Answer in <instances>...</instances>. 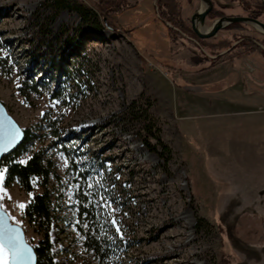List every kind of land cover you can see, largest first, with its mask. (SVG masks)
Listing matches in <instances>:
<instances>
[{
    "label": "rangeland",
    "instance_id": "1",
    "mask_svg": "<svg viewBox=\"0 0 264 264\" xmlns=\"http://www.w3.org/2000/svg\"><path fill=\"white\" fill-rule=\"evenodd\" d=\"M69 1L92 9L95 0ZM212 1L226 17L247 16L236 0ZM126 2L92 29L47 0H0V102L27 131L19 161L41 150L54 173L50 264H264V56L236 46L238 60L198 64L191 40H169L156 0ZM178 3L189 26L202 5ZM239 25L210 41L236 35L260 46L262 33ZM148 124L167 163L141 143ZM0 176L1 208L36 245L42 237L19 205L42 189L4 188Z\"/></svg>",
    "mask_w": 264,
    "mask_h": 264
},
{
    "label": "trees",
    "instance_id": "2",
    "mask_svg": "<svg viewBox=\"0 0 264 264\" xmlns=\"http://www.w3.org/2000/svg\"><path fill=\"white\" fill-rule=\"evenodd\" d=\"M47 1L50 2L55 13L61 10H69L78 17L82 25L88 26L92 29H99L102 25L106 26L109 19L113 16L132 7V4L126 2V0H95L92 9L85 7L81 3L69 0L67 2L66 0ZM236 2L240 5L241 10L247 13V17L257 20L261 18L262 23H264L263 3H251L243 0H236ZM155 5L157 15L165 24L167 36L170 41H173V37H176L179 32L182 33L183 31H188V28L183 25L179 18L180 5L178 0H156ZM220 15L221 14L218 10L213 9L208 14V18L217 19ZM98 18L100 19V22ZM240 28L239 24H230L227 26V29L237 30ZM235 41H239L240 45L244 47V51L252 48L250 53L255 52L264 56V35L261 37L260 46H257L255 42L248 39L240 40L236 35H231L230 38L219 41L218 48L230 46ZM69 50L72 55V52L76 53V50L74 49ZM34 66L35 63H27V70L30 71ZM45 68L49 69V65L47 64ZM69 74L70 73L65 66L62 70L58 71V75H61L60 80H62V82L67 81ZM62 82L56 81L57 84H62ZM57 92L58 90L55 93H51L52 98H57ZM151 129V124L143 126L141 130L145 136L141 139V143L147 151L155 154L162 160V162L167 163L168 156L164 157V154L168 155L169 149L160 140L159 136L154 134L156 130L152 133ZM27 140V131H23V138L20 145L0 160V170L3 171L2 186L6 188L10 184L16 183L25 194L31 193L34 185L42 189L40 194L31 195L22 210V218L28 226L36 229L42 237L36 245L32 246L36 257V264H50L51 258L49 257L50 246L48 244V230L53 219V209L51 196L47 186L49 179L54 176V173L51 161L45 158L41 150L31 153L23 163L19 161L24 146L28 142ZM149 140H154L155 142L151 144ZM76 201V208L78 210L77 215L80 217L88 215V211L82 207V204L85 201L83 202L78 195L76 196ZM200 220L201 219H197L196 222ZM85 240V245L94 253H97L99 248L95 241H92L88 235H86ZM220 264H227V258L222 257L220 259Z\"/></svg>",
    "mask_w": 264,
    "mask_h": 264
},
{
    "label": "water",
    "instance_id": "3",
    "mask_svg": "<svg viewBox=\"0 0 264 264\" xmlns=\"http://www.w3.org/2000/svg\"><path fill=\"white\" fill-rule=\"evenodd\" d=\"M203 8L199 12L191 15L189 19L190 30L198 40H208L215 37L218 32L230 24H246L256 28L264 35V23L257 19L245 16L220 17L216 19L207 32L204 30V21L212 9L210 0H199ZM23 138V131L14 120L8 115L4 106L0 102V160L16 149ZM0 236L13 238L19 248L29 249L30 252L24 254L20 261H13L12 264H36V257L33 247L29 245L24 237L23 229L10 222L8 215L0 206Z\"/></svg>",
    "mask_w": 264,
    "mask_h": 264
},
{
    "label": "flooded vegetation",
    "instance_id": "4",
    "mask_svg": "<svg viewBox=\"0 0 264 264\" xmlns=\"http://www.w3.org/2000/svg\"><path fill=\"white\" fill-rule=\"evenodd\" d=\"M210 1L212 3V9H211V11H212L214 9V6H213V1L212 0H210ZM229 6L231 7V5H229ZM180 12H181V10H180ZM180 12H179V14H180ZM220 14L221 15L219 16V18L220 17H226V16L223 15L222 12H220ZM207 17H208V15H207ZM232 17H235V16H232ZM245 17H247V16H245ZM181 21H182L183 25L188 28V31H183L182 33L179 32V34L176 37L177 38L179 37V39H181V40H183V39H188L189 41L191 40L196 45L197 48L196 47H194V48H196L197 51H199L201 54H199L198 57H196L195 55H193L192 58L199 59L201 62L199 61L198 64H201V63H204V62L211 63L215 59V57L218 56L219 54L225 55L226 57H229L230 60H232V61H234L235 59L238 60L240 54L238 52L237 53L236 52H233L234 48H236V46H238L239 48H241L242 50H244V47L242 45H240L239 41L233 42L230 46H227V47H224V48H218V45H219L218 42L221 41V40H224V39H228V38H223V39L217 40L215 42L210 41V39L205 40V41L204 40H198V39L195 38V36L191 32V30H190V24L188 26L182 19H181ZM225 29H227V26L225 27ZM228 30H236V29H228ZM201 41L202 42L204 41L205 43H202ZM250 50H247V51L242 52L243 55L249 56V55H252V54L255 53V52L250 53Z\"/></svg>",
    "mask_w": 264,
    "mask_h": 264
},
{
    "label": "snow or ice",
    "instance_id": "5",
    "mask_svg": "<svg viewBox=\"0 0 264 264\" xmlns=\"http://www.w3.org/2000/svg\"><path fill=\"white\" fill-rule=\"evenodd\" d=\"M19 207L23 209L25 206L21 204ZM26 252H30V250L19 248L13 238L0 236V264H12L13 261H20Z\"/></svg>",
    "mask_w": 264,
    "mask_h": 264
},
{
    "label": "bare ground",
    "instance_id": "6",
    "mask_svg": "<svg viewBox=\"0 0 264 264\" xmlns=\"http://www.w3.org/2000/svg\"><path fill=\"white\" fill-rule=\"evenodd\" d=\"M202 8H203V5L200 7V9H202ZM204 31H205V32H207L208 30H207V29H205Z\"/></svg>",
    "mask_w": 264,
    "mask_h": 264
}]
</instances>
